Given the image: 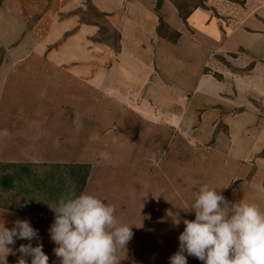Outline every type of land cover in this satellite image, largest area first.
Returning <instances> with one entry per match:
<instances>
[{"label": "crops", "instance_id": "crops-1", "mask_svg": "<svg viewBox=\"0 0 264 264\" xmlns=\"http://www.w3.org/2000/svg\"><path fill=\"white\" fill-rule=\"evenodd\" d=\"M75 1L57 0L62 9L56 10L50 19L40 18L35 25L41 28L49 23L47 32L52 33L54 27L66 23L63 16H67L68 11L64 9ZM88 1L107 13L110 22L118 26L122 35L121 50L116 52L104 43L95 42L96 34L89 38L91 43H86L82 54L57 61L58 48L65 47L74 36L64 31L57 41L47 44L53 47L61 41L48 54L47 47L37 52L36 48L26 51L30 53L28 56L37 54L41 59L37 68L22 64L24 66L14 71L18 70L20 76L21 73L26 75L25 87L29 89L24 87L19 99L29 100L24 106L31 111L0 114V122L7 121L6 126L0 127V139L7 140V144L0 145V163L89 165L90 174L83 193L94 195L89 190L99 179L97 186L101 192L96 188V197L113 205L117 219L131 226L133 232L137 227L139 233L146 222H157L150 224L158 228L157 237L153 238L152 234L143 242L142 233V237L137 235L140 245L134 238L129 242L127 247L141 250L143 255L136 264H168L169 257L178 250V236L184 230L183 223L173 224L176 217L172 213L179 214L181 219L194 220V213L189 210L201 185L220 191L231 202L264 203L262 191L257 187L258 172L251 181L246 180L250 183L239 182L230 190L239 180L234 178L245 175L257 165L264 133L254 138L257 152L248 154H242L237 146L229 147L232 152H217L208 146L209 136H203L223 122L234 138L240 119H248L244 126L249 133L258 129L264 131V124L258 123L259 119L264 122V115L245 102L247 89L243 87L259 83L258 75L264 71V0H239L241 4L236 3L237 0H211L212 4L208 3L211 9H198L187 24L173 25L182 34L177 45L158 37L154 27L141 42L126 39L124 30L131 26L127 8L146 0H80L79 8L84 9ZM79 8L70 11L77 16L80 26L95 27L83 24L80 16L74 14ZM156 20L158 18L153 16L151 22L157 24ZM65 33L66 38H63ZM44 55L54 61H44ZM246 63L247 69L244 68ZM176 68L180 76L170 73ZM218 76L220 79L216 78ZM15 79L11 92L17 95L21 87L20 79ZM6 80L3 82L5 94L9 83V79ZM246 80L250 82L245 85L242 81ZM36 81L39 82L37 87ZM211 86L216 88L210 89ZM48 93L61 103L67 100L66 118L45 113L53 104ZM41 97L40 103L34 105L38 110L32 114V101ZM14 102L15 106L23 105L20 100ZM185 133V140L179 137ZM20 138L26 142L23 150H27L30 157L22 153L21 146H15L19 145ZM189 139L198 143L190 144ZM233 143L236 144L235 140ZM153 157L158 160L151 161ZM254 158L256 163L245 166L246 171L239 175V163L243 165L244 161ZM259 161L264 166V158ZM251 187H256L260 193V203ZM165 192L169 193L167 199L163 197ZM17 219L27 218L0 208V221H6V226L11 227ZM50 225L46 223L40 230L32 224L39 232L43 250H47ZM26 243L28 241L18 240L14 248ZM50 244L56 247L53 242ZM14 256L11 255L8 264H16ZM198 261L188 257V264H203Z\"/></svg>", "mask_w": 264, "mask_h": 264}, {"label": "clouds", "instance_id": "clouds-1", "mask_svg": "<svg viewBox=\"0 0 264 264\" xmlns=\"http://www.w3.org/2000/svg\"><path fill=\"white\" fill-rule=\"evenodd\" d=\"M257 187L264 192V187ZM194 195L189 210L194 220L172 213L173 224L183 223L184 230L168 264H188V257L203 264H264V211L258 204L228 201L207 184ZM48 207L54 214L48 234L59 264H120L118 252L127 248L133 231L117 219L113 205L73 192ZM18 240L28 243L14 248ZM17 254L16 264H49L39 232L29 220L17 219L11 227L0 221V264H8L7 258Z\"/></svg>", "mask_w": 264, "mask_h": 264}, {"label": "rangeland", "instance_id": "rangeland-1", "mask_svg": "<svg viewBox=\"0 0 264 264\" xmlns=\"http://www.w3.org/2000/svg\"><path fill=\"white\" fill-rule=\"evenodd\" d=\"M156 1L157 0H146L143 3L138 2L136 4H133L129 9L127 8V16L130 20L129 23L131 24V26L126 27V29L124 30V32L126 34L125 37L127 40L133 41L135 39L136 40L138 39V41L141 42L142 38L145 35L148 37L151 34L153 27H154V30H155L157 36L159 37L157 29H158L160 20H159V17L156 15V12H155ZM212 1L214 2V0H212ZM217 1L221 2V1H225V0H217ZM79 2H80V0H76L73 4L67 6V9L65 8L64 10L68 11L67 12L68 15L63 16V23L64 22H66V23L57 25L56 27L53 28L52 33H48L47 31L49 29V23L43 24L41 26V28H39L35 24L39 23L38 20L40 18L42 19L43 17H46L47 19H50L55 12L62 9V7L59 8V6H58L59 3H57V0H0V104L2 106L0 108V114H10V113L12 114L14 112L19 113L20 111L22 113H24L25 110H27V111L30 110V108L28 106H26V107L24 106V104L29 103V100H25L24 98H22V100L19 99L20 98L19 95L21 93L24 94L23 88L25 87V85H27L25 83L26 82L25 81L26 75L21 73L22 75L20 76V73H18V70H17V73L14 71H16V69H17L16 67L24 66V65H28V66L37 68L38 66L41 65V59L38 57L37 54L36 55L31 54L30 56H28L27 54H30V53L26 54V51L33 50L34 48L37 49L36 52L38 50L40 51L41 49L45 50L47 47V44L50 42H53V41H57L60 37V33L62 32L61 33V36H62L64 31L72 32L74 34V36L70 37L69 42L65 47L61 48V46H62L61 45L58 48L59 54H57V55L59 56V58L57 61L62 60L64 57L69 56V58H74V57H76L77 54L78 55L82 54L86 48V43H89V44L91 43L89 38H91L97 34V32H98L96 30L97 27L96 26L95 27L94 26H80L81 24H79L77 16H74L72 14V12L70 11L72 9L75 10L76 8H79L81 6V3H79ZM89 3H92V2L88 1L87 3L84 4V9L87 8V5ZM208 3H211V0H206V5L208 7L207 9H211V6H209L210 4L208 5ZM236 3L241 4L242 1L237 0ZM65 5H66V2H65ZM92 5H94V4L92 3ZM80 9H83V8H79L78 10H80ZM162 10H163V13L165 14V17H164L165 21L170 26H172L173 28H175L176 25L183 23L182 19L178 16V13H177L178 10L174 6V4L171 2V0H165L164 5L162 7ZM215 14H216V12H215ZM153 16H156L158 18V20H156V21H158L157 24H155V22H153V23L151 22ZM60 17H62V16L60 15ZM142 21H144V23H142ZM127 22H128V19H127ZM93 24L98 25L99 23L97 24L94 22ZM140 25H143V26H140ZM100 26L101 27L100 28L98 27L97 29L99 31H101L103 34H106V32H108V29L105 28L103 25H100ZM114 27L116 28V30L118 31V33L120 35V43L122 44L121 31L118 28V26H114ZM137 28H139V30H137L138 32L135 31ZM176 29H178V28H176ZM65 35H66V33L64 34L63 38H66ZM46 36H50V37L46 42H43V39ZM60 42L55 43L53 45V47L54 46L57 47V45ZM177 43H175V44L171 43V44L177 45ZM93 45H95V44L93 43ZM53 47L48 46L46 49V54H48V52L52 51ZM25 55H27L28 57L25 58L24 57ZM44 58H45V59H43L44 61H49V62L51 61V58L47 55H44ZM81 58L84 59V57H81ZM27 59H28L30 64H28ZM53 61H54V59H52L51 62H53ZM21 62H23V63H21ZM22 64H24V65H22ZM235 64H234V66H235ZM247 64L248 63H246L244 66V68H246V69L248 68ZM170 66H173V64L171 63ZM181 68H183V67H181ZM143 70H144V67H143ZM177 70H178L177 68L175 69V71L170 70V73L173 76H175V75L180 76L181 72L180 71L176 72ZM261 71L258 75V77H259L258 81H260L259 83H256V82L252 83L251 87H248L246 85V83L249 84L248 82H250L248 80L242 81V83L246 85V86L243 85V87H245V90L247 89L246 91L244 90L245 91L244 97L246 98L245 102L247 104H251V108H253V110H255L258 114L264 115V71H262V72ZM47 76L50 77L49 74ZM215 76H213V78H215ZM15 77H18L20 79V82L22 83V85H21L20 82L18 81L19 87H21V88H20L19 94H17V95H14L15 93L11 92V89H13L15 86V84L13 82L16 80ZM216 78L220 79L219 76ZM6 79L7 80L9 79V80L7 81ZM5 80L7 81V83L9 82L8 86H7L6 94H5V91L3 90V87H4L3 82ZM34 83L36 84V87L39 85L38 81H36ZM25 88L29 89L28 87H25ZM209 88L215 89L216 87L211 86ZM17 90H19V89H17ZM41 93L42 92H38V94H41ZM48 95H49V93H48ZM48 98H50V100L53 102V104L50 106V108H48L49 110L45 109V113H47L49 115L57 114L59 116H64V118H66L65 115L67 114V111L64 109V107H66L65 104H66L67 100H65L63 103H61L60 100L57 101L56 97L52 94L49 95ZM16 99L20 100L21 104H23V105H20L19 103H17L18 105L15 106L16 104L14 101H16ZM41 99H42V97L39 100L36 98L35 100L32 101V104H33L32 114H35L34 111L38 110V108L34 107V105L39 104ZM39 111H40V109H39ZM29 116H30V113H29ZM263 118H264V116H263ZM257 119H259V118H257ZM251 120H252V117H251ZM258 121H259L258 122L259 124H261V123L264 124V122L260 121V119ZM244 124H248V119H246V120L240 119L239 122L236 124L237 128L235 129V137L234 138L231 137V134L229 133L227 126L223 122H220L219 124H217L215 126L216 128L214 127L215 130L214 131L212 130L213 132L211 131L212 133L207 131L208 134H207V132H204L203 136H204V138H205V135L209 136L208 146L211 148H214V150L217 152H220V151H222V152L231 151L232 152V149H229V147L232 146V147L236 148L235 146H237L236 149L242 150L243 151V152L241 151L242 154H248L250 151L252 153H256L257 150L253 146L254 138L259 137L256 135L263 134L264 131L258 129L257 132L249 133L247 130L248 128L245 127ZM251 124H252V122H251ZM6 125H7V121H6V123L4 121L0 122V127L6 126ZM33 127L31 128V132H32ZM25 128H27V127H25ZM188 131L190 132L191 129L190 130L188 129ZM213 135H214V137H213ZM174 136H176V134H174ZM179 137L184 138V140H185V137H187V134L186 133L181 134V136H179ZM189 140H188V142L190 144H192V143L197 144L198 143L197 141L195 142L192 139H189ZM234 140L236 143L235 145L233 143ZM0 142H1L0 143L1 146L5 145V143L7 144V140H4V138H1ZM25 143L26 142H24L23 139L20 138L19 145H17L18 144L17 143L15 146H17V147L21 146V149L23 151L22 153L25 154L26 156H29L30 155L29 152H27V150L26 151L23 150L25 148L24 147ZM259 144H261L262 150L260 151V154L257 155V158H256V159H258L257 165L252 166V169L248 170L249 173L245 172V175H243V171L244 170L246 171V169H247L245 166L251 165V164L254 165L256 163V159L254 158L251 160H246V161H244L245 163L243 165H242L243 162L239 163L237 168L240 167L241 170H239L238 172H239V175H243V176H240V177L237 176L236 178H234L236 180L237 179H239V180L237 183L232 185V188L230 190H232L233 188H236L238 186L239 182H244L247 179H249L251 181V178L254 176V174L256 172H258V175H259L258 177L260 179L259 186L264 187V166H262V164H260V161H259V158H264V138L263 137H262V140L260 141ZM152 159L153 160H151V159L150 160L151 161H157L158 157H153ZM6 164H10V163H6ZM229 171L232 172V170H229ZM229 171H227V173ZM68 172L73 177H75V176L79 175L81 172H83V170H68ZM106 175H107V173H106ZM244 177H246V178H244ZM249 180L246 182L250 183ZM97 184L99 185V179L95 180V182L93 183V187H91L89 190V192L94 193V196H96V194H98L96 192V188L99 191L101 190L100 187L97 186ZM251 188H252L253 192H255L257 202L260 203V200L258 199V198H260V193L255 190L256 187H251ZM234 194H236V193H234ZM262 194H263V198H264V192H262ZM230 196H231V194H230ZM230 196L227 195V197H229L231 199ZM5 197H8V195ZM163 197H165V199H167L166 197H169V193L165 192ZM234 202H237V201L234 200ZM258 205L260 206V208L262 210H264V203H260ZM142 220H144V219H142ZM152 223L155 224L157 222L153 221V220L146 222V224L143 226V228L142 227H141V229L139 228V233H137V227L134 229L133 238L135 241L138 240L139 245L141 244V240H140L139 236H138L139 238L137 239V235H140L142 237V233H143V242H144V238L149 239L148 237L152 236V234H153V236H152L153 238L157 237V233H158L157 229L158 228L155 227L154 225H150ZM144 233H145V237H144ZM48 241H49L48 244H46L47 250L45 248L43 251L45 252L46 255L49 256V264H59V259L53 258L56 256L54 255V252H53L54 247L51 246V244H50V242H52V241L50 240V238ZM33 245H34V242H33ZM18 255L19 254L14 256L13 259L17 261ZM118 256H119L120 264H136L137 260L139 258L143 257V255L141 254V250L138 251L136 248H132V247L131 248L127 247L126 249H120L118 252ZM10 257H11V255L7 259H8V262L11 263ZM198 262H200V261H198Z\"/></svg>", "mask_w": 264, "mask_h": 264}, {"label": "trees", "instance_id": "trees-1", "mask_svg": "<svg viewBox=\"0 0 264 264\" xmlns=\"http://www.w3.org/2000/svg\"><path fill=\"white\" fill-rule=\"evenodd\" d=\"M164 2L165 0L156 1L155 12L160 20L157 32L161 39L175 44L181 39L182 34L165 21L162 10ZM171 2L185 24L196 10L208 8L206 0H171ZM74 14L80 16L83 24L95 25L99 28L103 25L108 29L106 34L99 31L93 38L95 42L104 43L116 52L121 50L120 35L110 22L107 13L89 3L86 9L76 10ZM94 22L99 24H93ZM90 169L89 165L81 164L0 163V208L16 212L23 218H29L34 226L43 230L44 224H52L54 220V214L48 206L54 207L62 196L70 193L74 192L76 195L83 193ZM68 170H83V172L73 177ZM7 195L8 197H5Z\"/></svg>", "mask_w": 264, "mask_h": 264}, {"label": "built area", "instance_id": "built-area-1", "mask_svg": "<svg viewBox=\"0 0 264 264\" xmlns=\"http://www.w3.org/2000/svg\"><path fill=\"white\" fill-rule=\"evenodd\" d=\"M148 156V155H147Z\"/></svg>", "mask_w": 264, "mask_h": 264}]
</instances>
